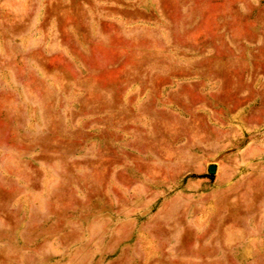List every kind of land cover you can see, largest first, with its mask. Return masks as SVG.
Returning <instances> with one entry per match:
<instances>
[{
  "label": "rangeland",
  "instance_id": "374dc122",
  "mask_svg": "<svg viewBox=\"0 0 264 264\" xmlns=\"http://www.w3.org/2000/svg\"><path fill=\"white\" fill-rule=\"evenodd\" d=\"M0 264H264V0H0Z\"/></svg>",
  "mask_w": 264,
  "mask_h": 264
},
{
  "label": "water",
  "instance_id": "95a60500",
  "mask_svg": "<svg viewBox=\"0 0 264 264\" xmlns=\"http://www.w3.org/2000/svg\"><path fill=\"white\" fill-rule=\"evenodd\" d=\"M208 170L210 172H213L215 170V166L214 165H210L209 168H208Z\"/></svg>",
  "mask_w": 264,
  "mask_h": 264
}]
</instances>
